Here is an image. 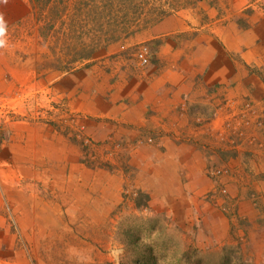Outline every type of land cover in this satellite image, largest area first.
<instances>
[{
	"label": "rangeland",
	"instance_id": "1",
	"mask_svg": "<svg viewBox=\"0 0 264 264\" xmlns=\"http://www.w3.org/2000/svg\"><path fill=\"white\" fill-rule=\"evenodd\" d=\"M186 2L52 0L46 9L35 0L0 3L8 24V47L0 49V120L21 108L29 114L24 118L47 125L56 117L63 138L45 150L57 154L60 169L46 168L47 182L30 186L27 195L20 191L26 188L10 190L13 170L0 161V264H77L78 257L80 264H112L108 252L116 244L124 248L121 264H264V122L256 112L260 99H240L252 91L260 98L259 84L218 99L219 89L240 85L210 89L206 74L195 78L191 95L199 96L187 140L207 142H156L153 134H124L110 127L117 120L85 113L91 101L96 111L126 105L154 66L165 69L162 45L147 41L142 16L186 9ZM234 2L204 0L193 14L209 9L237 19ZM143 46L147 66L137 59ZM109 93L112 102L103 100ZM140 192L149 196L142 209Z\"/></svg>",
	"mask_w": 264,
	"mask_h": 264
},
{
	"label": "crops",
	"instance_id": "2",
	"mask_svg": "<svg viewBox=\"0 0 264 264\" xmlns=\"http://www.w3.org/2000/svg\"><path fill=\"white\" fill-rule=\"evenodd\" d=\"M241 1L235 0L233 6L238 11L232 13V18L237 19L221 17L209 9L204 15L193 14L197 7L180 8L163 18L158 17V13L142 16V30L146 29L147 41L157 40L162 45L158 60L160 64H165V69L159 72L154 66V75L142 82L141 91H130L126 105L113 109L111 103V109L96 111L91 101L86 105V115L92 117L93 111L99 112L97 117L100 119L117 120L118 124L110 125L111 128L118 126L124 134L129 133L131 136L133 133H150L157 138L156 142H207L200 138L187 140L189 136L192 138L194 133L190 110L195 109L193 103L197 101L194 97L199 96L191 95L196 89L195 78L199 75L205 77L206 74L203 81L205 88L208 84L210 89L222 83L240 85L236 90L228 92L226 88L219 89L216 93L218 99L239 97L238 88L245 90L243 87H249L252 83L259 84L260 98L252 91L254 96L244 92L245 97L240 96V99H260L256 101L259 105L256 112L264 122V0H243L245 4L242 5ZM254 1L259 5L253 8V12L243 16V8L252 7ZM240 14V17H244L243 20L239 19ZM167 52L170 54L168 58ZM184 55V61H180ZM225 67L226 75L223 76L221 72ZM186 73L190 79L186 78ZM118 86H122V83H118ZM113 94H105L103 100L111 99L112 102ZM79 98L80 96L74 98L77 107ZM106 103L109 105V101ZM115 104L117 105V102ZM186 107L189 109L187 113ZM25 115L29 114L21 108L7 119L0 120V142H5L1 145L0 161L10 168L7 170L9 173L13 170L10 190L17 192L19 188H26L20 191L27 195L30 186L37 185L39 181L47 182L49 177L45 175L46 168L49 167L54 172L60 169V166L57 168V154L46 155L45 150L52 142H63V138L62 131L57 127L56 117L52 120L54 125H47L35 121L31 114L27 118H24ZM87 120L90 125V119ZM29 149L35 154L25 153ZM42 175L45 177L42 178ZM31 196H35V192L30 193Z\"/></svg>",
	"mask_w": 264,
	"mask_h": 264
},
{
	"label": "clouds",
	"instance_id": "3",
	"mask_svg": "<svg viewBox=\"0 0 264 264\" xmlns=\"http://www.w3.org/2000/svg\"><path fill=\"white\" fill-rule=\"evenodd\" d=\"M8 0H0V3L7 4ZM8 32V24L4 18V15L0 13V49L8 47V41L6 39ZM109 257L112 260V264H121V258L124 255V248L118 244L113 245L108 252ZM83 257H78L77 264L83 260Z\"/></svg>",
	"mask_w": 264,
	"mask_h": 264
},
{
	"label": "trees",
	"instance_id": "4",
	"mask_svg": "<svg viewBox=\"0 0 264 264\" xmlns=\"http://www.w3.org/2000/svg\"><path fill=\"white\" fill-rule=\"evenodd\" d=\"M51 1L52 0H35V3L41 4V8L46 9L50 5ZM190 1L191 2H189V4L186 2V8L196 7L199 3H202L204 0H190ZM169 9H172V11H176L173 8H169ZM170 12L167 10H164L162 13L159 14L160 18L167 16ZM138 197H139L138 199L136 198L137 208L142 209V208L148 207L149 196L140 192V194H138Z\"/></svg>",
	"mask_w": 264,
	"mask_h": 264
},
{
	"label": "built area",
	"instance_id": "5",
	"mask_svg": "<svg viewBox=\"0 0 264 264\" xmlns=\"http://www.w3.org/2000/svg\"><path fill=\"white\" fill-rule=\"evenodd\" d=\"M137 59L141 66H147L150 63L149 60V49L143 46L137 53Z\"/></svg>",
	"mask_w": 264,
	"mask_h": 264
}]
</instances>
